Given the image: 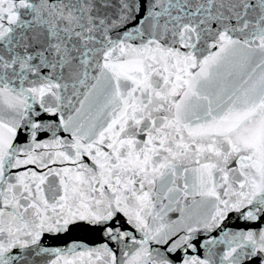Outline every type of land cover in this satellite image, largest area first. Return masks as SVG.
Returning <instances> with one entry per match:
<instances>
[{"label":"snow or ice","instance_id":"1","mask_svg":"<svg viewBox=\"0 0 264 264\" xmlns=\"http://www.w3.org/2000/svg\"><path fill=\"white\" fill-rule=\"evenodd\" d=\"M0 264H264V0H0Z\"/></svg>","mask_w":264,"mask_h":264}]
</instances>
